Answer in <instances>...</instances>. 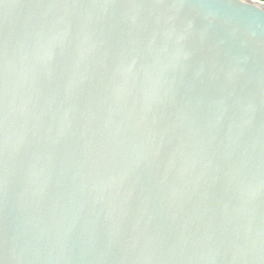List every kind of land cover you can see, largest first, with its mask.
Listing matches in <instances>:
<instances>
[{"label":"water","instance_id":"1","mask_svg":"<svg viewBox=\"0 0 264 264\" xmlns=\"http://www.w3.org/2000/svg\"><path fill=\"white\" fill-rule=\"evenodd\" d=\"M0 264H264V3L0 0Z\"/></svg>","mask_w":264,"mask_h":264},{"label":"trees","instance_id":"2","mask_svg":"<svg viewBox=\"0 0 264 264\" xmlns=\"http://www.w3.org/2000/svg\"><path fill=\"white\" fill-rule=\"evenodd\" d=\"M258 1H264V0H258Z\"/></svg>","mask_w":264,"mask_h":264},{"label":"bare ground","instance_id":"3","mask_svg":"<svg viewBox=\"0 0 264 264\" xmlns=\"http://www.w3.org/2000/svg\"><path fill=\"white\" fill-rule=\"evenodd\" d=\"M260 2H263L264 3V1H260Z\"/></svg>","mask_w":264,"mask_h":264}]
</instances>
